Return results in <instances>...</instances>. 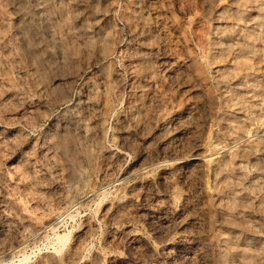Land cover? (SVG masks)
<instances>
[{"label": "rangeland", "instance_id": "rangeland-1", "mask_svg": "<svg viewBox=\"0 0 264 264\" xmlns=\"http://www.w3.org/2000/svg\"><path fill=\"white\" fill-rule=\"evenodd\" d=\"M0 264H264V0H0Z\"/></svg>", "mask_w": 264, "mask_h": 264}, {"label": "bare ground", "instance_id": "bare-ground-1", "mask_svg": "<svg viewBox=\"0 0 264 264\" xmlns=\"http://www.w3.org/2000/svg\"><path fill=\"white\" fill-rule=\"evenodd\" d=\"M195 159H197L196 157H192V160H195ZM259 165V164H258ZM263 168V167H262ZM54 224V222L53 223H51V225H53Z\"/></svg>", "mask_w": 264, "mask_h": 264}]
</instances>
